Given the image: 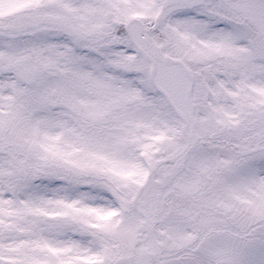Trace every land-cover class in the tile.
<instances>
[{"label": "snow or ice", "instance_id": "snow-or-ice-1", "mask_svg": "<svg viewBox=\"0 0 264 264\" xmlns=\"http://www.w3.org/2000/svg\"><path fill=\"white\" fill-rule=\"evenodd\" d=\"M0 264H264V0H0Z\"/></svg>", "mask_w": 264, "mask_h": 264}]
</instances>
